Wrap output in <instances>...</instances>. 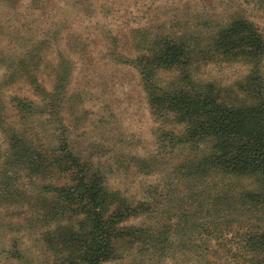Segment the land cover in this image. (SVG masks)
<instances>
[{"label":"trees","instance_id":"16d2710c","mask_svg":"<svg viewBox=\"0 0 264 264\" xmlns=\"http://www.w3.org/2000/svg\"><path fill=\"white\" fill-rule=\"evenodd\" d=\"M143 31L135 30L139 37L130 64L139 72L151 115L172 116L181 127L156 137L158 152L181 154L164 171L170 176L168 189H147V198L131 202L106 185L104 173L82 160L62 131L46 135L55 141L48 144L41 131L5 127L0 205L18 206L26 217L4 227L34 229L51 264H108L134 254L146 264L168 259L173 264H264V82L259 75L264 35L239 14L207 33L178 30L149 37ZM225 60L249 66L251 79L238 84L251 103L229 105L214 84L193 79L199 64ZM157 71H177L179 82L159 87L153 78ZM58 77L52 94L31 80L41 103L15 98V115L41 118L38 125L47 132L46 116L62 100L64 78ZM140 217L146 222L125 226ZM14 243L12 257L19 259Z\"/></svg>","mask_w":264,"mask_h":264},{"label":"rangeland","instance_id":"374dc122","mask_svg":"<svg viewBox=\"0 0 264 264\" xmlns=\"http://www.w3.org/2000/svg\"><path fill=\"white\" fill-rule=\"evenodd\" d=\"M234 14L252 21L264 35V2L259 0H0V141L5 127L41 131L48 144L55 141L46 135L62 131L72 150L99 168L106 185L129 201L147 198V189H168L170 176L164 171L178 163L181 154L158 152L156 137L178 133L181 127L172 116L151 115L139 72L130 64L139 37L135 30L143 28L149 37L178 30L207 33ZM177 74L157 71L153 78L166 89L179 82ZM251 74L243 61L225 60L199 64L193 79L214 84L223 101L240 105L253 101L238 84ZM57 75L64 78L62 100L46 116V132L38 125L41 118H18L13 99L40 105L28 83L33 80L52 94ZM259 75L264 82V60ZM155 167V174H146ZM22 211L0 205V264H51L34 229L14 232L4 227L26 217ZM143 222L146 218H135L125 226ZM15 241L19 259L12 257ZM108 264L146 263L134 254ZM162 264L173 263L168 259Z\"/></svg>","mask_w":264,"mask_h":264}]
</instances>
